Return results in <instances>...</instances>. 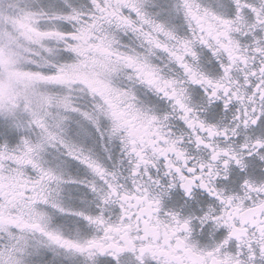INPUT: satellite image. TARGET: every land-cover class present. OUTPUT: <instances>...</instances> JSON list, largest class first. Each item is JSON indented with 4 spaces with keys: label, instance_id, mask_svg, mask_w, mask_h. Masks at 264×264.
I'll return each instance as SVG.
<instances>
[{
    "label": "snow or ice",
    "instance_id": "6c2138e0",
    "mask_svg": "<svg viewBox=\"0 0 264 264\" xmlns=\"http://www.w3.org/2000/svg\"><path fill=\"white\" fill-rule=\"evenodd\" d=\"M0 264H264V0H0Z\"/></svg>",
    "mask_w": 264,
    "mask_h": 264
}]
</instances>
